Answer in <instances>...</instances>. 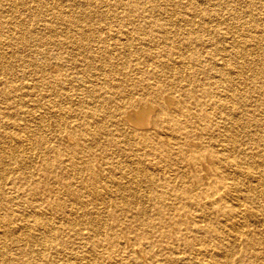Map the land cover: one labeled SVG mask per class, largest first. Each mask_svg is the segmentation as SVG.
<instances>
[{
    "label": "bare ground",
    "instance_id": "6f19581e",
    "mask_svg": "<svg viewBox=\"0 0 264 264\" xmlns=\"http://www.w3.org/2000/svg\"><path fill=\"white\" fill-rule=\"evenodd\" d=\"M26 1L12 0L8 11L35 9L38 15L43 7L42 0L27 1L28 5ZM146 1L152 8L167 5L165 0ZM256 1L259 5L264 3L263 0ZM256 1L204 0L206 3L202 6L183 5L185 11L180 5L177 10L163 7L166 15L179 16L184 20V32H178L169 23L157 31L159 41L156 43L141 37L138 47L146 50L144 52L149 58L140 59V54L127 53L128 59L121 62L141 75L131 78L126 70L124 81L118 84L108 81L109 75L117 72L115 53L103 47L102 53L87 54L84 64L91 68L93 60L103 62L109 66L108 77L100 79L91 72L87 82L90 84L80 93L72 83L75 81L74 55L69 54L74 51L66 48L73 47L74 42L106 40L104 35L99 37L90 28L83 30L89 25L87 21L91 14L87 13L89 18L84 19L72 14L71 10H52L50 20L62 22L64 33L69 35L67 40L60 42L38 37L40 32L30 27V22L23 15L13 24L16 32L10 37L0 21L1 38L9 43L0 46V67L5 70V75L0 77V224L4 227L0 229V240L10 239L0 242V264L4 263L1 256L8 255V252L13 255L9 259L12 264L34 263L37 256L30 247L35 243L58 239L62 245L61 234L50 233L49 227V222L61 215L75 218H68L69 223L81 220L83 227H78L75 234L83 239L86 238L83 234H87L86 240L101 241L102 257L122 253L126 244L138 248L143 234L150 248L139 250L147 254L149 261L164 254L172 261L185 264V253L191 254L188 247L193 243L185 241L182 245L180 240L184 242L185 239L180 237L190 234L197 241L194 244L200 246L194 258L195 264H245L246 260L250 261L247 251L255 252L257 258L263 255L264 264V62L259 61L264 59V52L259 54L264 51L261 46L264 45V29L255 24L248 29L236 22L241 18V12L251 13L256 8L250 9ZM141 2L122 0L126 16L133 18L136 14L144 17L146 10ZM85 3L90 4L91 0ZM187 11L191 17L198 13L202 19L195 25V30L186 24L191 18L184 15ZM222 12L228 15L220 19L224 23L220 28L217 19ZM97 13L100 17L107 16L102 10ZM55 22L48 25V32L56 34ZM156 22L152 20L150 26H156ZM72 27L78 29L77 34L72 35ZM206 27L215 33L208 35L207 39L193 36ZM153 31L150 28V33ZM176 34L178 39H175ZM113 38L117 42L115 50L129 47L118 35L114 34ZM125 39L129 40L127 36ZM212 41L220 46L207 50L208 43ZM198 44L200 49L191 54L186 52ZM5 47H10L9 53L13 48L11 55L20 50L24 53L20 60V73H15L10 59H5L9 57ZM152 48L163 49L168 60L160 62ZM204 53L208 64L197 66L202 64L199 56ZM184 66L190 71L179 75L181 79L201 83L197 77L207 74L208 86L199 84L198 90L203 97L213 94L206 100L210 111H202L193 120L185 117L180 121L178 116L188 111L181 104L176 111L169 110L173 97L165 94L176 90H173L174 81L163 73L162 68L178 73ZM159 73L164 77L157 76ZM126 79L133 81V90L126 88ZM66 83L68 88L62 86ZM140 88L146 90L137 97L146 102V107L122 109L120 100L127 93L137 94ZM98 91L103 93L99 95ZM182 92L186 98L191 95L189 91ZM82 93L84 97L97 93L98 107H90L86 100H77L76 96ZM22 99L27 105L25 109L21 107ZM102 109L110 117L108 125L103 120ZM195 130H198V135L193 134ZM196 141L201 144L199 148L188 147L190 142ZM120 152L124 154L118 158ZM157 175L161 176L159 184L155 183ZM125 183L129 188H154L153 209L137 206L126 214L124 204L111 199L102 200L107 192L113 196L119 189L126 190L127 187L122 186ZM113 186L117 189H111ZM51 188L54 189L52 194L49 193ZM7 190L12 195L7 196ZM64 196L73 207H66ZM230 200H235L234 205ZM251 204L257 205L255 214L259 216L257 221L262 229L258 232L245 229L232 236L234 241L244 239L243 243L235 246L238 249L231 250L232 245L227 249L217 242L210 249L209 237L197 234L200 230L217 231L213 224L206 222L208 217L220 220L218 217L222 216L226 221L238 214L243 215L239 209L244 207L248 210ZM25 205L32 206L28 213L15 212V206ZM125 205L132 206V203L126 201ZM145 210L151 216L155 215L156 221H138L139 216L147 215ZM18 214L23 218L17 217ZM106 215L113 216V223H107L105 219L99 221V216ZM14 219L20 220V225H13ZM73 224L70 225L75 228ZM158 246L163 247L160 251H165L156 253L152 250ZM174 254L182 255L177 258ZM129 257L120 260L126 262ZM90 261L98 264L94 256Z\"/></svg>",
    "mask_w": 264,
    "mask_h": 264
},
{
    "label": "rangeland",
    "instance_id": "374dc122",
    "mask_svg": "<svg viewBox=\"0 0 264 264\" xmlns=\"http://www.w3.org/2000/svg\"><path fill=\"white\" fill-rule=\"evenodd\" d=\"M27 1H31V0H27ZM27 1H26V5H28ZM85 1L86 0H68V1H64V0H42L43 7L39 10V14L37 15V11H35V9L24 10V11H22V10H9L8 11V7L10 6L12 0H0V21L5 26L6 35L9 37L12 36L13 33L16 32V29L13 28V24L17 21L19 16L23 15L24 17H26L28 19V21L32 25V26L31 25H29V26L40 32V33H38V37L41 36L44 39L46 38L50 42L51 41L60 42L62 40L65 41V40H67V37L69 35L66 32L64 33L63 25L60 24L62 22H55V19L53 21L50 20L51 19L50 14H51L52 10L53 11H55V10L64 11L65 9L71 10L72 14L78 16V18L83 17L84 19L89 18L86 16L87 13L91 14V18L89 19V21H87L89 23V25H86V27H84L83 30L85 28L86 29L90 28V30H92L93 32H96L95 35H97L99 37H101V35H104L106 37V40H103L104 42L103 41L102 42L90 41V42H86V43H82V42L75 43L74 42L73 47L72 46H70V47L66 46L67 50H73L74 51V52H71L69 54V55H71V54L74 55L72 58V62L74 63V67H75V81L72 83L76 84V91H78L79 93L82 92L86 88L85 86H88V84H90L87 82H89L88 76L90 75L91 72L92 73L95 72L96 76L100 77V79L108 77L107 72H108L109 66H107L103 62L93 60L91 68L86 63L84 64L83 59L87 54L91 55V54H95L97 52L102 53V52H104L102 50L103 47H108L109 52L115 53V60H116V64L118 65V67L116 69L117 72L115 74H110L108 77V81L112 82L113 84H118L121 81H124L122 79L124 78V75L126 74V70L130 73L131 78H133L135 76H136V78H138L141 75L140 72L131 71L128 67H125L124 65H122L121 62L123 60L126 61L128 59L129 54H127V53L140 54V59H148L149 58L147 52H144L146 50H142L138 47L140 45L139 42L142 40L141 37L147 38L146 40H148L150 43L154 44L157 41H159V37H157V35H156L158 33L157 31H161L162 28L167 26L169 23L171 24V27L175 28L178 32H184V28H186L185 25L183 26L184 20H181L179 18V16L166 15L163 7H167V10H168V8H170V10H171V8L172 9L175 8V10H177L178 6L180 5L182 8V11H185L183 8V5H185V4H189L190 6H195V5L202 6L203 3H206V2H204V0H165L167 5H162L163 7L156 6V7L152 8L151 4H149L148 1L141 0L142 1L141 3L145 5V10H146L144 17L141 18V17H138L136 14H134V16L132 18V16L131 17L126 16L125 11L122 8V4H121L122 0H91L90 4H86ZM263 2H264V0H263ZM176 3H177V6H175ZM256 3L253 7L250 8V9H253L256 7L255 9H253V11L251 13H249V11L246 13L241 12V18L238 21L236 20V22L238 24L243 25L242 27L246 26L245 28L252 29V26H254L253 24H255V26L262 27L264 29V24H262L263 17H264V3H262L261 5H259V3L257 1H256ZM93 4H94V6H93ZM100 5H102V6H100ZM197 8H200V7H197ZM98 10H100V11L102 10L103 12H105L107 14V16L106 15H105V17L98 16V13H97ZM56 13H58V11H56ZM184 15L187 16V18L191 17V13L189 11H187ZM227 15H228L227 12H222V14L217 19L220 28L223 27V25H224V23H222L220 21V19L223 17H226ZM189 19H190V22L186 23V24H187L188 28H190L191 30L192 29L195 30V28H196L195 25L198 24V22H200L202 20L199 17L198 13H196V15L192 16ZM152 20L157 21L156 26H153V27L150 26V23ZM52 22H55L53 24V26H54V28H57L56 34L54 32H48V25L51 24ZM83 26H85V25H83ZM74 28L75 27H72V31H71L72 35H73V33L77 34V32H78V29H74ZM150 28H153V30H154L153 33H150ZM209 28H210V25H209ZM209 28L206 27V29H203L201 31H197L196 32L197 34H193V36L198 35L199 38L207 39L211 33H212V35H213V33H215V32H212V30H210ZM25 34L28 36L27 33H25ZM49 34H53L54 36L49 35ZM114 34L118 35V37H120V39H122V41L127 43V47L128 46L129 47L127 49L115 50L114 48H115V46H116L115 44L117 42H116V38H113ZM126 36L129 38L128 41H126V39H125ZM35 37H36V35H35ZM175 39H178V34L175 35ZM6 44H9V43L4 41L0 35V46L6 45ZM216 46L219 47L220 45L218 43H216L215 41H212V42L208 43L207 50L208 49L212 50V49L216 48ZM261 46L264 47V45H261ZM5 48L6 49H4V50H5V52H7V55L9 56V57H6L5 59L6 60L10 59L9 60L10 66H12V68H14L15 73H20L21 65H22L20 60L23 57L24 53H22V50L19 51V49H18L19 52H16L15 54L11 55L13 48L10 52L11 54L9 53L10 47H5ZM198 49H200L199 44L196 47H193L192 49H186V52L188 54H191L193 51H196ZM152 50H153V52L155 50V54L158 56V60H160V62L163 60H166V61L168 60V56L166 55V53L163 49L152 48ZM132 51H138V52H132ZM263 52L264 51H260L259 54L261 55V53H263ZM152 54L154 55V53H152ZM201 54H202V52H201ZM199 59H200L202 64H198L197 66H199V65L204 66V65L208 64L206 61L207 56H205V53L202 56H199ZM174 60H175V57L173 56L172 62H174ZM194 60H196V58H194ZM75 61H76V63H75ZM259 61L261 63H263L264 59H260ZM81 63L83 64V66L81 65ZM99 65L103 66V68L101 69L99 67ZM147 67L149 68V66H147ZM0 69L2 70V71L0 70V77H2L3 75H5L3 73V72H5V70L3 69V67H0ZM162 71H163V73L165 72L167 75H169V77H168L169 79H172L174 81V82H172L173 90H176V92H174V93H170V94L164 93L165 96L167 95V96L173 97V102L170 105L169 110L176 111L177 106L179 104H181L188 111L187 114H185V115L181 114L180 116H178L180 121H183L185 117H188L189 119L193 120L202 111H204V112L210 111V108L208 106L209 102H207L206 100L213 93L212 94L210 93V95L203 97V96H201V93H199V90H198L199 84H201L202 86H205V87L208 86L207 81L209 79L207 77V74L206 75H199L197 77V80L201 83H197L195 81H194V83H192L191 80H185V79L183 80L179 77V75H182V74L184 75V73H187L190 71V69L186 68V66L181 68L178 71V73L177 72H170V71L167 72L163 68H162ZM82 73H83V75H82ZM161 75L162 74L159 73L157 76H161ZM171 75H174L175 77H171ZM162 77H164V74L162 75ZM162 77H160V78L163 79ZM176 77H178V78H176ZM13 79L15 80V78H13ZM126 80H127L125 83L126 88H128L130 91L133 90V88H132L133 87V81L128 80V79H126ZM149 80H151V79H148V81ZM62 86L68 88L69 84L68 83L62 84ZM145 90L146 89L140 88L139 90H137V94L135 92L127 93L126 96L120 100V103L122 104L121 108L124 110H128L130 107H133V108H138V107H142V106L146 107V102L142 101L140 98L137 97V96H139L138 94H142ZM182 91H189L191 94L190 97L186 98L184 92H182ZM97 93L100 95L103 92L98 91ZM97 93L89 94L88 97H84L83 93H82L80 96H76V97H77V100L88 101L87 104H89L90 107H95V106L98 107L97 102H96V100H97L96 94ZM21 107L23 109H25L27 107L24 100H23V104L21 105ZM124 110H122V111H124ZM102 111H104V113L102 115L103 120H104L105 124L108 125L110 123V121H109L110 117L107 116L105 109H102ZM262 112H264V110H262ZM156 113H157V110H156V112H154L152 114V118L156 115ZM215 119H216V121H218V123H220L218 118H215ZM121 126H123V124H121ZM123 128H125V126H123ZM193 134L198 135L199 134L198 130L193 131ZM61 138L63 140L65 139L63 136H61ZM79 142L82 143L80 139H79ZM200 145L201 144L196 141V142H192V143L190 142L188 147H190L191 149H196V148H199ZM124 151H129V150L125 149ZM122 154H124V152L123 153L120 152L119 154H117V157L120 158ZM31 170H35V169L31 168ZM36 172L41 173V171H36ZM160 179H161V176L157 175V180H155V183L156 184L161 183ZM122 186L127 187L128 185H127V183H125V184H122ZM111 189L116 190L117 187L113 186V187H111ZM153 190H154V188H152V187L151 188L139 187L136 189L127 187L126 190H124V191L122 189L121 190L119 189L118 193L116 195H113V196H110V192L103 194L104 198H102V200L106 201L108 199H111V200H113L119 204H124L123 210H124V212H126V214H130L131 210L133 212L134 207H137V206L146 208L148 210H152L153 208H151V206L153 204V201H152L153 200V194L155 193V191H153ZM53 191H54V189L51 188V190H49V193L52 194ZM7 192H8V194L6 193L7 196L12 195V192H10L9 190H7ZM238 195L241 196V193L238 192ZM64 198H66V197L64 196ZM148 199H150V200H148ZM102 200H98V202L102 201ZM126 201L131 202L132 206L131 205H125ZM234 201L235 200H230L231 205H234ZM70 202L71 201L68 200L67 198L64 200V204H66V207L71 208L74 206ZM256 206H257L256 204H251V207L247 208L248 210H246V209L244 210V207L240 208L239 210L242 209L243 215L238 214V216H236L235 218L228 219L226 221L223 220V218H221L222 216L218 217V219H220V220H217V218L214 216L208 217V220L206 222L209 221V224H213L214 227L217 229V231L213 229L212 232H202L200 230L197 234L199 236L209 237L207 243H208V245H209L208 247L210 249H213L212 246L215 242L219 243L220 245H222L223 247H225L227 249H229L230 245H232L231 250L234 248L238 249L235 246H239L238 244L243 243L244 239L241 238L240 240L238 239V240L234 241L232 236H234L236 233L241 232L245 229H247L248 231L257 230V232L259 231V229H262L260 222L257 221L259 216H256V214H255V212H257V210H258ZM30 208L32 209L31 205L30 206L25 205L22 207L15 206L14 210H16L15 211L16 213H20L21 211L24 213H26V212L28 213L30 211ZM11 212H12V210H11ZM145 212L147 213L146 210H145ZM65 213L67 214L66 211H65ZM154 216L155 215H153V214L151 216L149 213H147V215H145V216L144 215L139 216L140 219L138 221H141V222H144V221L150 222L152 220L156 221V219H154ZM17 217L23 218L19 214L17 215ZM68 218L69 219H75L74 217H71V216L61 215V217H59V218L54 217L53 218L54 220L49 222V225H50L49 227L52 230L50 233L61 234L63 244L60 245L58 239L47 240L43 244H39V243L32 244L30 247V250L31 249L34 250L35 255L37 257H40V260H37V257H36L34 263H32V264H63V263H68V262L70 264H84V262H86V261H87L86 264H92V262L90 261V257H92V256L95 257V259L98 261V264H165L168 262H170V264H180V261L179 262L178 261H172V259L169 256L165 257L164 254H162L163 256H161V257H160V255L157 256V258L154 259L153 261H149L147 254H144V253L140 252V250H139V248L145 249V250L150 248L148 246V239L144 238L145 236L143 234H142L143 237L142 236L140 237V241H139L140 245L138 244V248L131 246V244H126V246L123 247L124 249H123L122 253L117 252V253H114L112 256L107 255V256L102 257L103 250L100 247L102 245L101 241L100 242L96 241V240L91 241L90 239L86 240L87 234L85 233V230L81 231L82 233L86 234V236L83 234V236L86 237L84 239L81 238V236L79 234H75V230L78 227L79 228L83 227L81 225V220H76L75 222H72V223H74L73 225H75V228H74L70 225L72 223L68 222V220H69ZM98 218H99V221H103L105 219L107 221V223H110V224L113 223V216H111V215H106L105 217L99 216ZM100 218H101V220H100ZM14 220L15 221H14L13 225L14 224H15V226L20 225V220H18V219H14ZM129 220H126L125 222H128ZM3 228L4 227L0 224V229L2 230ZM56 228H59V229L56 230ZM114 228L115 227H113V229ZM117 228H119V227H117ZM167 229H168V232H170L169 228H167ZM61 230H62V233H60ZM98 233H99V231H98ZM187 237H189L191 239L187 240ZM97 238L98 237H92V239H97ZM180 238L182 240L185 239L184 242L180 240V243L182 245H185V241H188L189 243H193L192 247H190V246L188 247V249L191 250V254H189V252H187V254L185 253V256H186L185 264H195L194 258L197 254V251H198L197 249H199L200 246L198 244L195 245L197 243V241L190 234H185V235H183V238L182 237H180ZM253 239L256 240L255 237H253ZM7 241H10V239L1 238V240H0V242H3V243H5ZM84 244H86V245H84ZM163 246H164V244H163ZM72 247H73V249H72ZM162 248L163 247L158 246V247H153L152 250L155 251L156 253H163L165 250L160 251ZM86 254H87V256H86ZM247 254L249 255L250 261L246 260L245 264H248L250 262H252V264H263V260H262L263 255H260V257L257 258V256L255 255V252L247 251ZM181 255L182 254H174L173 256L180 258ZM199 255H207V253L206 254L200 253ZM127 256H130V257L125 260L126 262H121L120 259H122L123 257H127ZM214 256H218V255H214ZM1 257L4 259L3 261H1L2 263L4 262L3 264H12L9 261V259L13 257L11 252H8V255L6 254V255L1 256ZM218 258H220V256L216 257L215 260H217ZM25 264H27V263H25Z\"/></svg>",
    "mask_w": 264,
    "mask_h": 264
}]
</instances>
